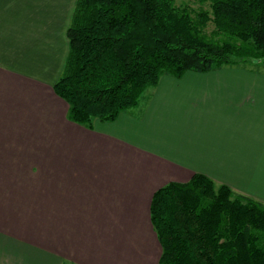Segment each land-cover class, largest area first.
Here are the masks:
<instances>
[{
  "label": "crops",
  "instance_id": "1",
  "mask_svg": "<svg viewBox=\"0 0 264 264\" xmlns=\"http://www.w3.org/2000/svg\"><path fill=\"white\" fill-rule=\"evenodd\" d=\"M76 3L0 0V264H159L153 195L197 174L264 204V72L164 75L87 129L54 90Z\"/></svg>",
  "mask_w": 264,
  "mask_h": 264
},
{
  "label": "trees",
  "instance_id": "2",
  "mask_svg": "<svg viewBox=\"0 0 264 264\" xmlns=\"http://www.w3.org/2000/svg\"><path fill=\"white\" fill-rule=\"evenodd\" d=\"M207 1L211 11L175 0H77L54 85L68 119L90 130L113 122L164 75L264 65V0ZM150 217L159 264H264V204L204 175L158 190Z\"/></svg>",
  "mask_w": 264,
  "mask_h": 264
},
{
  "label": "rangeland",
  "instance_id": "3",
  "mask_svg": "<svg viewBox=\"0 0 264 264\" xmlns=\"http://www.w3.org/2000/svg\"><path fill=\"white\" fill-rule=\"evenodd\" d=\"M175 3L177 6L180 7H185L186 5L188 7H190L193 11H199L201 9H206L207 11H211V7H210V1H207L206 3L202 4L200 2V0H175ZM214 30V25L213 23H209L207 28L205 29V32L208 35H211L212 32ZM218 40H220V37H218ZM240 66H246L252 69H256L259 70L260 72H264V65H259L256 62H252V63H246V64H239ZM217 70V69H216ZM214 71V70H213ZM212 72V71H211ZM154 88V87H151ZM146 92V91H145ZM136 108V107H135ZM133 109V108H132ZM131 110V109H129ZM127 110V111H129ZM126 112V111H125ZM117 120V119H116ZM105 123H110V122H105ZM99 127V125H98ZM92 130V129H91ZM217 186H220L219 184L216 183Z\"/></svg>",
  "mask_w": 264,
  "mask_h": 264
}]
</instances>
